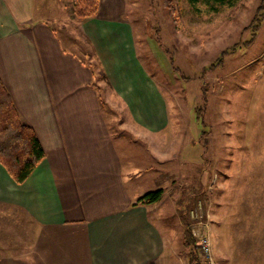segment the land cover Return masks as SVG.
I'll return each mask as SVG.
<instances>
[{
	"label": "crops",
	"instance_id": "0c3cea01",
	"mask_svg": "<svg viewBox=\"0 0 264 264\" xmlns=\"http://www.w3.org/2000/svg\"><path fill=\"white\" fill-rule=\"evenodd\" d=\"M36 1L0 0V77L45 149L20 184L0 163V264H173L180 219L174 237L161 221L162 199L136 203L153 188L141 179L151 175L169 114L129 35L132 25L117 16V0H101L97 16L78 20L91 44L81 57L55 26L68 20ZM85 57L97 58L106 91L129 110L117 127L107 115L114 101L103 99L102 76Z\"/></svg>",
	"mask_w": 264,
	"mask_h": 264
},
{
	"label": "rangeland",
	"instance_id": "374dc122",
	"mask_svg": "<svg viewBox=\"0 0 264 264\" xmlns=\"http://www.w3.org/2000/svg\"><path fill=\"white\" fill-rule=\"evenodd\" d=\"M43 2L50 14L68 20L55 26L68 49L84 57L91 44L76 27L80 19L72 14L70 2L37 0V7ZM173 4L174 13L164 0H117L115 6L117 16L132 25L129 35L140 61L157 80L169 114L156 137L157 159L152 151L154 168L146 181L142 173V183L153 187L147 191L164 189L161 221L174 237L180 219L179 258L184 264L190 251L182 244L186 211L200 262L264 264V0ZM225 49L222 63L206 69ZM85 60L96 65L97 78L102 76L97 82L103 99L114 101L107 115L117 127L118 117L128 120L129 110L106 91L97 58ZM252 127L256 135L248 138ZM255 144L259 147L252 151ZM138 145L149 157L146 146ZM153 179L157 186L149 183ZM202 235L209 242L207 256L198 247ZM179 258L169 262L182 264Z\"/></svg>",
	"mask_w": 264,
	"mask_h": 264
},
{
	"label": "trees",
	"instance_id": "16d2710c",
	"mask_svg": "<svg viewBox=\"0 0 264 264\" xmlns=\"http://www.w3.org/2000/svg\"><path fill=\"white\" fill-rule=\"evenodd\" d=\"M71 5L72 14L78 18H88L97 16L101 0H68ZM214 3H234L236 0H207ZM174 0H164L166 7L174 13ZM264 18V14L262 19ZM258 26V25H256ZM253 37L245 41V45L252 42ZM227 50H223L221 56L215 62L210 64L206 69H213L223 61V56ZM173 63V56H170ZM174 67V66H173ZM176 68V67H175ZM197 117L201 118L200 107H196ZM45 158V149L41 144L39 137L32 125L25 122L13 100L10 91L7 89L0 77V163L4 165L8 173L16 183H23L37 168V166ZM164 194L163 188L150 190L141 195L136 203L151 204L162 199ZM186 223L184 244L185 247L190 246L187 252V264H203L199 261L195 249L196 238L192 235L190 220L187 214L183 217Z\"/></svg>",
	"mask_w": 264,
	"mask_h": 264
},
{
	"label": "built area",
	"instance_id": "2783aa9c",
	"mask_svg": "<svg viewBox=\"0 0 264 264\" xmlns=\"http://www.w3.org/2000/svg\"><path fill=\"white\" fill-rule=\"evenodd\" d=\"M193 231L191 230L192 235L195 234V233L193 234ZM198 247L201 250V252H203L204 255L206 256L209 255L210 247H209L208 238L206 236L202 235L200 237V239L198 240ZM203 264H206V263L203 262ZM207 264H210V262L208 261Z\"/></svg>",
	"mask_w": 264,
	"mask_h": 264
}]
</instances>
